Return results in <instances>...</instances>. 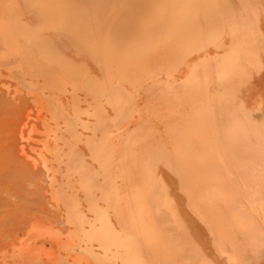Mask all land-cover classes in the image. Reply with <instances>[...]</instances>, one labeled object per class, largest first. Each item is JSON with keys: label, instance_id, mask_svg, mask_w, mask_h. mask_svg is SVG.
<instances>
[{"label": "bare ground", "instance_id": "bare-ground-1", "mask_svg": "<svg viewBox=\"0 0 264 264\" xmlns=\"http://www.w3.org/2000/svg\"><path fill=\"white\" fill-rule=\"evenodd\" d=\"M262 69L264 0H0V219L55 241L8 257L264 264Z\"/></svg>", "mask_w": 264, "mask_h": 264}, {"label": "rangeland", "instance_id": "rangeland-1", "mask_svg": "<svg viewBox=\"0 0 264 264\" xmlns=\"http://www.w3.org/2000/svg\"><path fill=\"white\" fill-rule=\"evenodd\" d=\"M262 70H264V69H262ZM262 70H261V71H262ZM260 73H261V75H259ZM259 74L257 73L256 75H259V76L263 77L262 75L264 74V71L259 72ZM259 76H256V77H259ZM262 79H263V78H262ZM263 81H264V79H263ZM263 81L261 80V81H260L261 83H260L259 85H257V86H256L255 84H257V82H259V81H256V82L254 83V85H253V86H256V88H252V91H255V94L258 93V94H256L255 96H256V97L258 96L257 98H259V97L261 98V99H260V102H261V100L263 101V104H261L260 106L264 105V100H263V99H264V95H263L264 93H262V92H264V91H262V88L264 89V83H263ZM260 85H261L262 88L260 87ZM259 87H260V89H259ZM253 89H254V90H253ZM12 90H13V89H12ZM257 90H258V91H257ZM260 90H261V91H260ZM5 91H6V88L3 87L2 85H0V93H1L0 96H3V95H2V94H3L2 92H5ZM9 91H10V89H9ZM259 91H260V93H259ZM261 93H262V94H261ZM260 94H261V96H259ZM20 95H21V94H17V96H20ZM5 96H6V95H5ZM15 96H16V95H15ZM17 96H16V97H17ZM257 98H254V99L257 100ZM256 100H255V103L259 101V99H258L257 101H256ZM260 102H259V104H260ZM17 103H18V102H17ZM23 103H24V105H25L24 100H21V101L18 103V105H19L18 108H16V109H19V107L22 108ZM261 103H262V102H261ZM20 104H22V105H20ZM257 104H258V103H257ZM15 105H17V104H15ZM24 105H23V107H24ZM262 107H263V108H262V111H263V110H264V106H262ZM21 108H20V109H21ZM259 108H261V107H259ZM20 109H19V110H20ZM22 109H23V108H22ZM17 111H18V110H16V111L14 110V114H15ZM256 112L259 113L260 111H256ZM260 113H261V112H260ZM263 113H264V112H263ZM17 114H20V112H17V113L15 114V115L17 116V119H18L19 116H18ZM14 118H15V119H14ZM9 119H10L11 121L7 120V122H8V121L11 122V123H12V126H11V125H8V124L6 123L7 125H6V127H4V128H8V129H13V130H14V128H15V124H16V123H14V121H17V119H16V117H13L14 120L12 119V117H10ZM7 126H9V127H7ZM13 130H11V131H13ZM5 131H8V130H5ZM7 133H8V132H7ZM7 133H6V135H7L6 139H8V140H5V142H6L5 144H8V146H9V145L12 146V148H11L10 146L7 147V148L9 149L8 152L10 151V148H11V152L14 153L15 156L18 155L19 157H22V158H23L24 156H23L22 154H18V153L15 152V151L20 150V148H24V149H25V152H27L26 155H31V156L33 157V153H32V151H31V148L34 147V148L36 149V147H38V145H37V143H36L35 141H32L31 139H30V140L26 139L27 135L25 134V135H23V137H24L23 139H17V138L15 137V138H16V139H15L16 142H18V146H15L16 142H15V140L13 139L14 136L12 135V133H11L10 130H9V133H10L11 136H12V137L9 139L10 136H9V133H8V134H7ZM31 135H32V137L35 136V134H31ZM8 136H9V137H8ZM12 140H13L14 142H13ZM13 146H14V147H13ZM14 148H15V150H14ZM12 149H13V150H12ZM11 152L8 153L9 156H10ZM15 153H16V154H15ZM14 155L11 154V157H14ZM22 160H23L25 163L30 164V165L32 166V163H33V162H32V159H30V158H23ZM37 161H38V159H37ZM38 164H39V163H38ZM38 164H37L36 167H31V168H32V169L30 168L31 171L29 170L28 167L24 169V170H26L27 172H29V171L31 172V173H30V177H31V178H30V181L32 182V184L34 183L33 185L36 186L35 188H33V187H32V188L35 189V191H36L37 193L39 192L40 196L43 197V199H42L41 197H38V198H39L38 201L41 200L40 203L43 204V205H41V204L38 203L39 205H37V206H39L40 208L36 206V208H38V211H37V212H38L39 216L41 217V219H43V218H45V220L49 219L48 221L51 223V224H50L51 226H52V224H55V225L52 226V227L54 228V230H55V229H56V230H57V229H60V230H58V231H61V230H62V231H61V234H62V232L64 233V231H65V230L63 229V227L65 226L64 228H66V225H64V223H63V222H64L63 219H58V217H59V218L62 217V215H61V216H58V214H60V210H59L58 208H55V205H53V204H51L52 206H50V203H48V201H47V200H49V199H48V195H44V196L42 195V194H44V193L42 192L41 189H42L43 187L46 186V185H45V186L42 185V183L45 184L46 181H47V178H46V173H45L46 171H45V169L42 168L43 166L41 167V164H39V165H38ZM29 167H30V166H29ZM33 170H34V171H33ZM38 170H39V171H38ZM41 171H43V173H42ZM32 172H33V173H32ZM37 174H41V175H37ZM43 174H44V175H43ZM42 175L45 176V177H42ZM32 176H33V177H32ZM38 177H39V178H38ZM170 177H173V176L170 175ZM41 178H42V179H41ZM173 178H174V177H173ZM173 178H171V179L174 180ZM43 179H44V180H43ZM45 179H46V180H45ZM36 180H37L38 182H37ZM40 180H41V181L43 180L44 182H40ZM48 181H49V179H48ZM36 183H37V184H36ZM42 186H43V187H42ZM37 189H38V190H37ZM174 190H175V189H174ZM176 191H177L178 193H177ZM44 192H45V191H44ZM174 193H175V194L177 193L176 195L174 194L176 197L178 196L179 198L183 199V195H182V193L180 194L178 190H175ZM46 194H47V193H46ZM180 195H181V196H180ZM45 196H47V198H46ZM44 197H45V198H44ZM40 198H41V199H40ZM46 199H47V200H46ZM42 200H44L45 202H43ZM46 202L48 203V205H47ZM49 202L52 203L51 200H49ZM8 203H11V202L8 201ZM45 203H46V204H45ZM41 206H42V207H41ZM53 206H54V207H53ZM54 208H55V211H54ZM46 209H47L48 211H50L48 214H47V210H46ZM44 211H45V212H44ZM39 212H40V213H39ZM51 212H52V213H51ZM53 212H54V213H53ZM56 212H58V213L55 214ZM10 213H11L10 210H8V208H7L6 212H5V211L2 212L3 215L0 213V215H1L0 217L3 216L2 218L4 219V217H7V215H9ZM6 214H7V215H6ZM40 214H41V215H40ZM43 214H44V216H43ZM52 214H53V215H52ZM5 215H6V216H5ZM46 215H47L48 217H47ZM50 215H51L53 218H52ZM54 215H55V216H54ZM42 217H43V218H42ZM46 218H47V219H46ZM3 219H2V220L0 219V222L2 221V222L0 223V224H1L0 227H1V229H2V230L0 229V238H1V239H0V251L3 249V250H2L3 252H2V251H1L2 253L0 252V264H3V262H4V264H5L6 262H7V264H8V263H9V264H12L15 260H14L13 258L11 259V258H9V257H10V255H11L10 253L13 251V248H15V247H19V245L21 246V244H22V243H25L26 241H28V239H29L28 243H33V242H34V244H36L37 241H36L35 239H34V241H33V239H32V242H30L31 239H30V236L28 235V234H29L28 232H27L28 234H27L26 232H25V234H24V233H23V234L21 233V235L18 236V239H15V241H14V239H13V238L11 239V237H13V235L19 230V226H20V225L17 224V222L20 223V221L17 219L18 221L16 222V224H15V228H14V225H13L12 223H11V224H12V225H11V224H9L7 221H5V220H7V219H5V220H3ZM52 219H53V220H52ZM57 219H58V220H57ZM21 220H22V219H21ZM43 220H44V219H43ZM51 220H52V221H51ZM60 220L63 221V222H61ZM4 221L6 222V224L4 223ZM56 221H57V222H56ZM54 222H55V223H54ZM57 224H58L59 226H58ZM6 226H7L9 229L6 228ZM12 226H13V227H12ZM16 226H17V227H16ZM3 227H4V229H3ZM5 228H6V229H5ZM13 228H14V229H13ZM7 229H8V230H7ZM15 230H16V231H15ZM12 231H13V232H12ZM1 232H2V233H1ZM5 233H6V234L8 233V234H7L8 236H7V235L5 236ZM12 233H13V235H12ZM1 234H2V235H1ZM9 234H10V235H9ZM26 234H27V236H26ZM58 234H60V233L58 232ZM9 236H11V237H9ZM23 236H24V237H23ZM3 237H4V238H3ZM26 237H27V238H26ZM6 238H7V239H6ZM22 238H26V239H23V240H22ZM42 238H43V240H42ZM42 238H41V239L38 238V239H39L40 241H44V239L47 238V239L44 241V242H46V243L44 244V242H43V245H44L45 248L43 247V245L41 244L42 242H40V241H39L40 243H37V244H38L37 246L40 247V244H41V245H42L41 247L44 249V250H43L44 252H47V250L52 251V250L55 249V247H53L54 249H51V248H50V247L53 246V243L55 242V241H53V239H50V238L47 237V236H45V238H44V237H42ZM5 239H6V240H5ZM18 240H22V241L19 242ZM24 240H26V241H24ZM47 240H49V241L51 240V241H53V242L49 244V241H47ZM6 241H7V242H6ZM12 241H14V242L16 243V245L18 244V246L13 247L14 245H11V244H14V243H12ZM51 241H50V242H51ZM17 242H18V243H17ZM4 245H5V246H4ZM45 245H46V246H45ZM47 245H48V247H47ZM11 246H12V248H11ZM54 246H55V244H54ZM2 247H3V248H2ZM4 248H5V249H4ZM49 248H50L51 250H50ZM10 249H12V251H11ZM16 249H17V248H16ZM45 249H46V250H45ZM4 250H6V252H5ZM9 250H10V251H9ZM17 250H18V249H17ZM17 250H16V251H17ZM41 250H42V249H41ZM7 251H9L10 253L7 252ZM14 251H15V250H14ZM60 251H61V250H58L57 252L60 253ZM53 252H55V250H54ZM58 253H57V254H58ZM3 255L5 256V261L1 260V259H4V258H3V257H4ZM1 256H3V257L1 258ZM8 256H9V257H8ZM7 257H8L9 259H7ZM6 259H7L8 261H7ZM11 260H13V261H11ZM1 261H2V263H1ZM10 261H11V262H10ZM15 262H16V261H15ZM13 264H16V263H13Z\"/></svg>", "mask_w": 264, "mask_h": 264}]
</instances>
